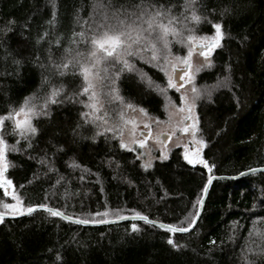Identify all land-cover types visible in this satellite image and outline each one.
Instances as JSON below:
<instances>
[{"label":"trees","instance_id":"1","mask_svg":"<svg viewBox=\"0 0 264 264\" xmlns=\"http://www.w3.org/2000/svg\"><path fill=\"white\" fill-rule=\"evenodd\" d=\"M57 3L59 22L52 29L45 23L51 17L49 0H0V115L10 106L18 107L26 96L43 95L47 86L42 75L50 73L35 62L36 57L47 64V39L59 35L61 44L51 45L59 62L72 31H80L74 19L77 11L85 20L92 12L93 0ZM158 3L170 6L177 17L188 14L184 0ZM195 7L203 19L198 25L188 22L193 35L214 34L212 23H220L223 32L210 63L197 72L192 84L201 93L194 111L198 136L205 141L201 157L211 172L185 162L180 148L145 168L137 153L121 148L114 136L104 133L92 140L97 129L80 118L84 108L79 100L84 96L73 97L81 78L52 76V83L64 84L65 91L61 102L50 106L49 116L33 120L37 134L17 143L11 121L2 129L6 143L19 149L6 153L11 164L6 178L25 207L46 204L76 220L106 221L138 212L158 223L187 227L209 176H235L264 167V0H197ZM45 29L51 35L37 46L35 40ZM177 45L173 41L171 51L182 56L186 49ZM132 63L138 71L122 73L121 94L163 118L165 94L155 87H167L163 73L142 59ZM140 72L155 84L142 80ZM166 96L178 103L173 90L168 89ZM73 162L79 166H70ZM9 199L0 189V201ZM106 211V216L93 215ZM169 238L177 247L168 244ZM0 264H264V172L215 180L197 224L186 234L143 221L85 228L42 210L4 219Z\"/></svg>","mask_w":264,"mask_h":264},{"label":"snow or ice","instance_id":"2","mask_svg":"<svg viewBox=\"0 0 264 264\" xmlns=\"http://www.w3.org/2000/svg\"><path fill=\"white\" fill-rule=\"evenodd\" d=\"M51 5V17L45 22L52 29H56L59 22V5L57 0H49ZM197 0H184L183 8L187 11V15L181 14V17L172 15V8L158 3V0H93L92 12L88 19H82L79 16V11L75 16V23L79 26L80 31H72V36L69 39V46L65 47L64 53L59 58V62L53 57L51 45L55 43L57 46L61 44L62 37L57 35L55 39H47L50 37V32L45 29L42 34L38 35L35 40L37 46L41 45L47 39L49 44L48 63H42L40 56L36 57V63L42 69H47L50 75H42V84L47 86V90L43 91V95L39 92L33 95L24 97L23 102L18 107L10 106L6 114L0 115V189H3L5 197H10L14 203L0 201V222L6 216H20L31 214L37 208L43 209L52 216H60L63 219L70 220L71 217L65 215L56 209L48 207L46 204L27 206L13 189V182L6 178L5 174L10 162L6 159L7 152L19 151L16 145H8L3 137L2 129L5 122L11 121L13 124V132L19 137V140H30L34 137L38 129L34 126L33 120L40 116L50 115V106L59 104V97L65 91V85L59 86L52 83V76L64 77L68 74L79 76L82 80V85L79 92H74L73 97L79 98L86 96L87 100H79V103L85 109L80 112V118L83 124H92L96 129V136L106 132H114L116 135H123L122 125L135 124L134 119H126L125 113L128 110L139 111L143 116L148 113L143 107L133 104L125 99L121 94L118 81L122 79V73L138 71L132 63V58L136 57L144 60L145 63L156 67L160 72H163L167 79V87H162L151 79L147 73L140 72L141 79H146L149 85L155 84L156 89L165 94L166 103L170 102V98L166 96L168 89L184 88L185 83H191L194 80L196 72L200 71V66H194L192 63L193 52H198L200 56L208 61V57L212 52L220 46L223 39L222 25L220 23H212L214 34L193 35L192 27H189L188 22L198 25L202 22V17L197 13L195 5ZM189 33L187 40V54L183 56L173 55L171 45L173 41L185 44L184 33ZM198 43H192L193 41ZM83 44L84 50L81 51L75 45ZM16 65H20L21 61L14 59ZM182 65V68H178ZM171 69V71H169ZM181 81L183 83H181ZM50 85V86H49ZM192 96L189 97L186 93H181L180 113L187 112V115L182 117L183 121H191L186 123L181 128L182 132H191V149L189 144H184L183 157L190 165L202 164L211 172V168L207 162L200 156L202 148L205 146V141L196 138L198 131V119L195 116V100L200 96V90L192 87ZM112 121L111 125L109 121ZM83 125L77 124V128ZM146 129H151L147 123L144 124ZM175 131V128L173 129ZM75 132V129H74ZM171 138V134L168 135ZM148 136L143 139H132L131 144H135L140 148L145 146V141ZM166 142V141H165ZM130 143L123 138L120 139L121 148H129ZM199 145V147H196ZM31 147V144L28 145ZM144 153H141L143 156ZM161 158L167 159V155L161 152ZM70 166L78 167L79 165L73 162ZM143 167H151V160L145 161ZM52 169H49L51 171ZM252 171V170H249ZM212 176L208 180L211 182ZM208 183H205L202 192H206ZM204 196L200 195L195 201L196 204H202ZM104 213H95V216H106ZM199 215V208L196 209V216ZM196 216L191 218V222L187 227L178 226L176 224H157L155 221L150 223L153 226L165 229L170 233L187 232L196 222ZM125 217L117 215V219ZM133 219H140L148 222L146 216L140 213H134ZM81 224L88 223H105V220H89L80 219L77 221ZM132 230L137 231V225L132 224ZM168 244L174 248L177 245L169 238ZM214 243V242H213ZM60 259V256H57Z\"/></svg>","mask_w":264,"mask_h":264},{"label":"rangeland","instance_id":"3","mask_svg":"<svg viewBox=\"0 0 264 264\" xmlns=\"http://www.w3.org/2000/svg\"><path fill=\"white\" fill-rule=\"evenodd\" d=\"M186 39V38H185ZM187 42V41H186ZM199 41H193L192 43H198ZM180 46V43L179 45ZM184 45L182 44L181 47H183ZM187 45H185L183 47V49L186 51H184V53H182L183 55L187 54ZM174 56L178 55V54H174L172 53ZM181 56V54L179 55ZM210 57V56H209ZM208 57V58H209ZM133 60H140L139 58L133 57ZM192 63L194 66H200V69L204 66H206L208 64V62L205 61L204 57L200 56L198 52H193L192 55ZM144 61V60H143ZM209 61V59H208ZM182 65H178V68H182ZM169 71H171V69H169ZM163 73V72H161ZM197 74V72L195 73V75ZM164 75V73H163ZM165 77V75H164ZM195 78V76H194ZM166 79V77H165ZM167 82V79H166ZM193 82L191 83H185L184 84V88L180 89V91H176V89H171L174 92L177 93L178 95V103L174 104V101L166 103V100L164 101V117L163 118H157L151 114L148 113L147 116H143L139 113V111H133V110H128L125 113V118L126 119H134L135 120V124H126V125H122L123 127V135L118 136L116 135L114 132H106L112 136H114L119 144H120V139L123 138L126 142H129L132 139H136V140H140L143 139V135L142 133H146L148 136V139L145 141V146L143 148L138 147L135 144H131L130 143V147L129 148H123L125 150H131L133 152H136L138 157L140 158V160L142 161L141 164H144L145 161L147 160H151V163H153L155 160H163L161 158V152H164L167 157L169 156V153L172 151V149L175 148H180L182 155L184 153V144H189V147L191 149L192 145H191V132L185 133L181 131V128L184 126V123H191V121H183L182 117L184 115H187V112L185 113H180L178 111L179 107H180V96L181 93H186L189 97L192 96V92L191 89L193 87ZM181 83H183L181 81ZM167 86V85H166ZM84 100H87V97L84 96ZM85 110V109H84ZM195 110V108H194ZM195 113V111H194ZM196 116V114H195ZM110 125L112 123V121H109ZM147 123L149 125V128L151 129V135H149V129H146L144 127V124ZM175 128V131L173 130ZM197 133H196V138L200 139V137L198 136L200 134V129L198 128V124H197ZM171 134V138L168 139V135ZM164 139V140H163ZM166 141V142H165ZM196 147H199V145H196ZM203 150V149H202ZM201 150V151H202ZM141 153H144L143 156H141ZM200 156H201V152H200ZM184 158V157H183ZM185 162H187L185 160ZM6 176V174H5ZM12 192V191H11ZM10 198V197H9ZM15 201H12L11 198L9 199L8 203H14Z\"/></svg>","mask_w":264,"mask_h":264},{"label":"water","instance_id":"4","mask_svg":"<svg viewBox=\"0 0 264 264\" xmlns=\"http://www.w3.org/2000/svg\"><path fill=\"white\" fill-rule=\"evenodd\" d=\"M142 135H143V137L144 136H146L147 134L146 133H142ZM164 140V139H163ZM196 166H198V167H203L204 165H202V164H196ZM250 170H252V171H249V170H247V171H244V172H241V173H239V174H237V175H235V176H223V175H221V176H212L213 177V179L211 180V182H209V180L207 181V183H208V189H207V191L206 192H203V196H204V201H203V203L202 204H200V206H199V215L198 216H196V222L193 224V226H192V228H190L187 232H177V233H180V234H186V233H190L193 229H194V227H195V225L197 224V222H198V220H199V218H200V216H201V212H202V210H203V207H204V204H205V199L207 198V195H208V192H209V189H210V187H211V185H212V183L215 181V180H236V179H240V178H243V177H246V176H248V175H250V174H253V173H259V172H264V167H258V168H253V169H250ZM13 189H9V191L11 192ZM4 194V193H3ZM45 211V210H43V209H40V208H37L34 212H37V211ZM34 212H32L33 214H34ZM31 213V214H32ZM25 215H29V214H25ZM25 215H20V216H16V217H12V216H6L4 219H17V218H21L22 216H25ZM60 217V216H59ZM133 216H128V217H125L124 219H113V220H106L107 222H105V223H88V224H81V223H78L77 221L78 220H76V219H70V220H66V221H69V222H73V223H75V224H77V225H81V226H84L85 228L86 227H100V226H110V225H116V224H121V223H125V222H132V221H143V222H146V221H144V220H140V219H133L132 218ZM63 219V218H62ZM152 220H149L148 219V222H146V223H148L149 225H152L150 222H151ZM157 224H159L158 222H156ZM157 227V226H156ZM159 228V227H158ZM165 230V229H164Z\"/></svg>","mask_w":264,"mask_h":264},{"label":"flooded vegetation","instance_id":"5","mask_svg":"<svg viewBox=\"0 0 264 264\" xmlns=\"http://www.w3.org/2000/svg\"><path fill=\"white\" fill-rule=\"evenodd\" d=\"M187 123H189V122H187ZM184 124H186V123H184ZM196 166V165H195Z\"/></svg>","mask_w":264,"mask_h":264}]
</instances>
